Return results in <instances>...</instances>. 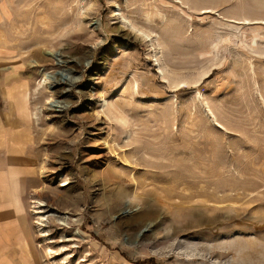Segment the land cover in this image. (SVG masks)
<instances>
[{
  "label": "rangeland",
  "instance_id": "obj_1",
  "mask_svg": "<svg viewBox=\"0 0 264 264\" xmlns=\"http://www.w3.org/2000/svg\"><path fill=\"white\" fill-rule=\"evenodd\" d=\"M0 175L20 264H264V0H0Z\"/></svg>",
  "mask_w": 264,
  "mask_h": 264
},
{
  "label": "crops",
  "instance_id": "obj_2",
  "mask_svg": "<svg viewBox=\"0 0 264 264\" xmlns=\"http://www.w3.org/2000/svg\"><path fill=\"white\" fill-rule=\"evenodd\" d=\"M1 180H4V177H1L0 175V181ZM6 206L3 207L4 209L0 208V260L7 258L11 261V264H20L18 262L19 259L23 260V258L19 255L23 251L20 250V248L23 249V247L16 243L15 236L16 234L19 236L21 229L14 227V225H10L12 223L10 220L15 217L16 211L12 209L11 206ZM19 213H17V215ZM7 235L9 236L8 238H6ZM21 264L23 263L21 262Z\"/></svg>",
  "mask_w": 264,
  "mask_h": 264
},
{
  "label": "bare ground",
  "instance_id": "obj_3",
  "mask_svg": "<svg viewBox=\"0 0 264 264\" xmlns=\"http://www.w3.org/2000/svg\"><path fill=\"white\" fill-rule=\"evenodd\" d=\"M128 24L130 25L129 28H132V30H134L136 34H139V33H140L144 38H150V37H152V36H151V33H149V31L147 32V31H145V30L139 28L138 26H136V25L134 24V22H133L132 20L128 19ZM51 54H52V57H54V58L56 59L55 54H54L53 52H52ZM52 57H51V58H52ZM157 60H158V59H157ZM38 203L40 204V205L38 206V208H41V207L44 205L43 202H39V201H38ZM38 211H40V212H38V213H39L42 217L45 216V215L42 213V209H41V210H38ZM42 217H41V218H42ZM41 221H42V220H41ZM49 254L51 255V254H52V251H50Z\"/></svg>",
  "mask_w": 264,
  "mask_h": 264
}]
</instances>
